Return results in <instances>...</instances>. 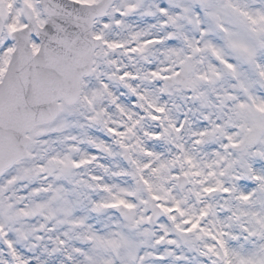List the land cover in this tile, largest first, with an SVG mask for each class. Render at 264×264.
<instances>
[{"label":"snow or ice","instance_id":"obj_1","mask_svg":"<svg viewBox=\"0 0 264 264\" xmlns=\"http://www.w3.org/2000/svg\"><path fill=\"white\" fill-rule=\"evenodd\" d=\"M0 264H264V0H0Z\"/></svg>","mask_w":264,"mask_h":264}]
</instances>
